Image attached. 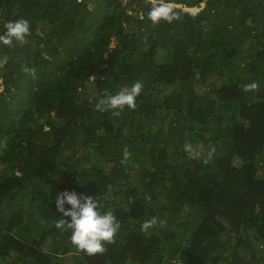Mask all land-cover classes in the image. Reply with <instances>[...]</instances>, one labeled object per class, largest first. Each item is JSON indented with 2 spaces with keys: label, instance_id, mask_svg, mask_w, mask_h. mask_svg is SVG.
Wrapping results in <instances>:
<instances>
[{
  "label": "trees",
  "instance_id": "16d2710c",
  "mask_svg": "<svg viewBox=\"0 0 264 264\" xmlns=\"http://www.w3.org/2000/svg\"><path fill=\"white\" fill-rule=\"evenodd\" d=\"M150 8L0 0V34L21 18L31 29L26 44H0V264H264V0H206L158 24ZM137 81L134 110H96ZM64 191L101 196L119 220L104 253L55 227L70 221Z\"/></svg>",
  "mask_w": 264,
  "mask_h": 264
},
{
  "label": "clouds",
  "instance_id": "9594fccd",
  "mask_svg": "<svg viewBox=\"0 0 264 264\" xmlns=\"http://www.w3.org/2000/svg\"><path fill=\"white\" fill-rule=\"evenodd\" d=\"M151 5L148 11V19L153 24H158L161 21L172 23L179 19L177 5L175 0H146ZM143 19V16H141ZM5 31L0 34V44L6 47H13L14 44L28 43V37L31 35L30 22L27 19H17L9 21L4 25ZM7 55L0 57V69L4 68L8 63ZM23 71L33 78L36 73L33 68L25 66ZM256 82L245 84L244 92L258 91ZM143 89L142 82H134L130 88H124L116 94H110L105 91L96 101L95 107L98 111H111L113 116H119L125 107L129 109L136 108V98L141 94ZM3 81L0 80V92H3ZM185 152L190 159H202V152L193 148L188 144L185 146ZM215 154V147H212L206 157H203V163L209 164ZM130 153L127 149L123 152L122 163L130 158ZM145 199H150L146 196ZM101 196H90L85 194H77L75 191H64L56 196V208L62 213L63 217L56 221L55 227L61 231H71V243L88 255L102 254L106 251L107 244H114L115 238L120 230L121 224L112 211L101 212L102 204L100 203ZM70 205L66 209L65 205ZM157 223L156 218L145 221L141 225V230L146 231L154 227ZM163 226V225H162Z\"/></svg>",
  "mask_w": 264,
  "mask_h": 264
},
{
  "label": "water",
  "instance_id": "95a60500",
  "mask_svg": "<svg viewBox=\"0 0 264 264\" xmlns=\"http://www.w3.org/2000/svg\"><path fill=\"white\" fill-rule=\"evenodd\" d=\"M205 1L200 3L198 6H194V7H188V6L183 5V4H176V5H177V9H181V10L188 12V13H197V12H200L204 8Z\"/></svg>",
  "mask_w": 264,
  "mask_h": 264
},
{
  "label": "rangeland",
  "instance_id": "374dc122",
  "mask_svg": "<svg viewBox=\"0 0 264 264\" xmlns=\"http://www.w3.org/2000/svg\"><path fill=\"white\" fill-rule=\"evenodd\" d=\"M92 7H93V5L90 4V5H89V8H92ZM0 93H1V92H0ZM1 170H2V169H0V171H1Z\"/></svg>",
  "mask_w": 264,
  "mask_h": 264
}]
</instances>
